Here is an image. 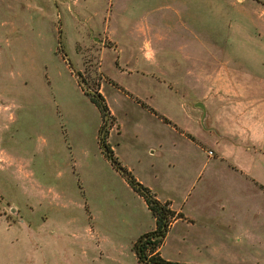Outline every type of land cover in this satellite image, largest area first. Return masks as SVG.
<instances>
[{"label": "rangeland", "instance_id": "1", "mask_svg": "<svg viewBox=\"0 0 264 264\" xmlns=\"http://www.w3.org/2000/svg\"><path fill=\"white\" fill-rule=\"evenodd\" d=\"M74 69L105 96L108 140L134 174L196 173V198L264 213V0H0V146L42 180L61 264H87L88 210L107 225L121 209L103 189L118 181L101 112ZM4 206L15 212L0 194Z\"/></svg>", "mask_w": 264, "mask_h": 264}, {"label": "crops", "instance_id": "2", "mask_svg": "<svg viewBox=\"0 0 264 264\" xmlns=\"http://www.w3.org/2000/svg\"><path fill=\"white\" fill-rule=\"evenodd\" d=\"M72 162L77 171L75 160L71 159ZM238 170L245 175L253 173L241 167ZM0 172L10 184V188L0 187V194L9 209L15 210L9 214L4 206L0 212V264H61L65 258L53 256L58 234L50 224L49 215L38 212L42 196L45 200L47 195L42 193L43 182L36 170L25 162L23 155L2 144ZM114 172L118 182L111 181L103 189L114 199L109 206L114 203L121 206L120 213L114 216L112 223L105 225L106 222L99 221L93 210H88L89 218H92L87 227L92 245L87 244L83 249L87 264L90 261L141 264L134 242L143 232L156 227V216L144 196L120 171L115 168ZM148 172L135 174L156 192L158 198L170 200L171 207L183 214L172 222L160 246L163 256L201 264H264V213L253 210L250 214L231 199L196 198V173L192 182L178 184L169 181L170 178L157 167ZM30 177L32 186L23 191L22 185ZM64 186L60 184L58 189L53 186L56 201L67 197Z\"/></svg>", "mask_w": 264, "mask_h": 264}, {"label": "trees", "instance_id": "3", "mask_svg": "<svg viewBox=\"0 0 264 264\" xmlns=\"http://www.w3.org/2000/svg\"><path fill=\"white\" fill-rule=\"evenodd\" d=\"M65 55L67 54L65 53ZM68 63L70 67H73L71 60H68ZM74 71L76 72V75L79 76L78 80L80 86L101 112L102 124L99 128L98 140L103 153L111 161L113 166L126 177L134 189L144 196L148 206L156 216V227L143 232L134 242V250L139 262L141 264H201L197 262L170 259L162 255L160 246L162 245L172 222L183 214L177 212L171 207L170 200L163 201L158 198L156 192H154L151 187L138 179L133 171L122 163L108 140L110 129L109 121H113L115 117L111 112L105 96L98 90L95 92L88 90L83 84L84 79L82 78L81 72L75 69ZM150 108L155 111L153 107ZM155 112L157 113V111ZM164 119L169 121L167 117H164Z\"/></svg>", "mask_w": 264, "mask_h": 264}, {"label": "water", "instance_id": "4", "mask_svg": "<svg viewBox=\"0 0 264 264\" xmlns=\"http://www.w3.org/2000/svg\"><path fill=\"white\" fill-rule=\"evenodd\" d=\"M198 104H199V105H204L203 102H199Z\"/></svg>", "mask_w": 264, "mask_h": 264}]
</instances>
